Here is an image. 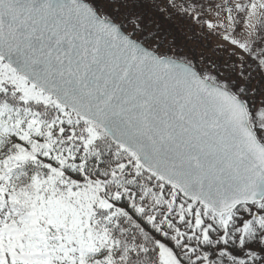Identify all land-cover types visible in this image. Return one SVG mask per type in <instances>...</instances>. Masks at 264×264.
<instances>
[{
	"label": "snow or ice",
	"instance_id": "obj_1",
	"mask_svg": "<svg viewBox=\"0 0 264 264\" xmlns=\"http://www.w3.org/2000/svg\"><path fill=\"white\" fill-rule=\"evenodd\" d=\"M213 7L0 0V264H264V0Z\"/></svg>",
	"mask_w": 264,
	"mask_h": 264
},
{
	"label": "rangeland",
	"instance_id": "obj_2",
	"mask_svg": "<svg viewBox=\"0 0 264 264\" xmlns=\"http://www.w3.org/2000/svg\"><path fill=\"white\" fill-rule=\"evenodd\" d=\"M221 2L222 0H203V3L208 9L205 12L206 19L215 22L218 19L223 18V13H221L220 17L215 15V12L218 11V9L213 7L214 4ZM176 20L177 21H173L172 23L173 27L177 25L182 34L177 35L174 34V32L173 34L184 54L197 60H199L202 55L209 60H220L221 58L224 60L228 59L229 52L225 51L224 48L231 51L233 46L227 41H224L220 36L210 32L207 27L202 28L199 24H193L191 20H181L179 17H176ZM241 35H243V33H241Z\"/></svg>",
	"mask_w": 264,
	"mask_h": 264
},
{
	"label": "trees",
	"instance_id": "obj_3",
	"mask_svg": "<svg viewBox=\"0 0 264 264\" xmlns=\"http://www.w3.org/2000/svg\"><path fill=\"white\" fill-rule=\"evenodd\" d=\"M174 21H177L176 20V18H175V20ZM173 23V22H172ZM181 29V28H180ZM179 31V28L177 27V25H175L174 27H173V32H174V34H177V35H179V34H182V32L180 33V31ZM182 31V30H181Z\"/></svg>",
	"mask_w": 264,
	"mask_h": 264
}]
</instances>
